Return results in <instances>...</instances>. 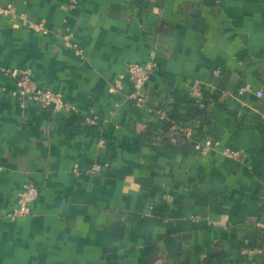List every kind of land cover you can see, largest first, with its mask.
<instances>
[{
	"label": "crops",
	"instance_id": "1",
	"mask_svg": "<svg viewBox=\"0 0 264 264\" xmlns=\"http://www.w3.org/2000/svg\"><path fill=\"white\" fill-rule=\"evenodd\" d=\"M0 1V264H264V0Z\"/></svg>",
	"mask_w": 264,
	"mask_h": 264
},
{
	"label": "built area",
	"instance_id": "2",
	"mask_svg": "<svg viewBox=\"0 0 264 264\" xmlns=\"http://www.w3.org/2000/svg\"><path fill=\"white\" fill-rule=\"evenodd\" d=\"M11 11L12 8L10 5H3L0 1V15L9 13ZM153 67L154 63L148 61L144 63H127L125 66L128 78L133 86V92L130 94V96L132 98V103L136 106L143 105V95L141 93V88L148 80ZM238 93L239 95H242L244 91L239 90ZM11 95L21 100H29L36 106L49 109L53 113H59L64 110H74L73 105L70 102L66 101L60 93L52 91L49 88L37 86L35 81L30 77V71L27 68L20 70V77L16 82V87L11 90ZM198 95V90L193 88L190 91L189 95L190 101L193 103L199 102ZM255 95L257 97H260L262 96V92L260 90H256ZM167 117V108L159 111L158 120L160 122H165ZM180 129L183 131L187 138H191L192 130L190 128L181 125ZM200 144H196L195 147L202 148L201 146H204V149L211 144V141L207 140L205 141V143ZM222 153L225 156L231 158L236 157L238 154L235 149H231L228 147H225ZM97 170L98 166L91 169V171ZM262 193L264 195V182L262 184ZM38 194L39 190L34 184H32L31 182L23 183L17 193L15 207L10 216L16 217L19 215L27 214L29 212V205L37 198Z\"/></svg>",
	"mask_w": 264,
	"mask_h": 264
},
{
	"label": "trees",
	"instance_id": "3",
	"mask_svg": "<svg viewBox=\"0 0 264 264\" xmlns=\"http://www.w3.org/2000/svg\"><path fill=\"white\" fill-rule=\"evenodd\" d=\"M171 115L167 117V119L165 120V125H170L171 124ZM168 128V127H167ZM184 136V135H183ZM262 236V235H261ZM258 246H260V244H258Z\"/></svg>",
	"mask_w": 264,
	"mask_h": 264
}]
</instances>
